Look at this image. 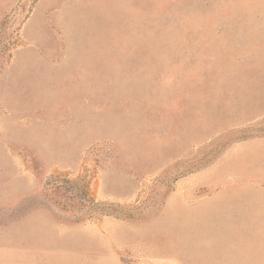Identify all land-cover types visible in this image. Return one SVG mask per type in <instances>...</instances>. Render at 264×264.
Wrapping results in <instances>:
<instances>
[{"label": "rangeland", "instance_id": "rangeland-1", "mask_svg": "<svg viewBox=\"0 0 264 264\" xmlns=\"http://www.w3.org/2000/svg\"><path fill=\"white\" fill-rule=\"evenodd\" d=\"M106 219L264 264V0H0V264H102Z\"/></svg>", "mask_w": 264, "mask_h": 264}, {"label": "crops", "instance_id": "crops-1", "mask_svg": "<svg viewBox=\"0 0 264 264\" xmlns=\"http://www.w3.org/2000/svg\"><path fill=\"white\" fill-rule=\"evenodd\" d=\"M200 188L198 185L190 187L194 191ZM178 194L179 192H173L166 204L164 218H168H163L162 223L167 224V220L170 222V225L165 229L167 233L174 231L176 225L186 227L187 220L191 219V216L196 212L201 210L200 212L207 213L210 210L209 207H201L200 204L176 203L174 198H177ZM157 220L159 219L150 223L137 224L106 219L99 224L98 240L96 242L91 240L90 243L85 241L84 251L87 255L95 253L102 264H186L185 250L170 254V247H173L174 243L165 241L167 239L164 238L166 247L164 245L162 250L160 242L153 238L155 231L152 233L150 230ZM155 227L153 228L155 229ZM177 230L173 233V240L179 236ZM128 255L136 262L135 260L134 262L125 261L124 257Z\"/></svg>", "mask_w": 264, "mask_h": 264}]
</instances>
